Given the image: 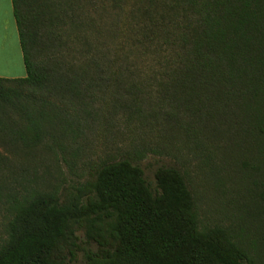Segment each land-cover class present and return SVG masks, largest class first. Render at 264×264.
I'll return each instance as SVG.
<instances>
[{
    "label": "trees",
    "instance_id": "16d2710c",
    "mask_svg": "<svg viewBox=\"0 0 264 264\" xmlns=\"http://www.w3.org/2000/svg\"><path fill=\"white\" fill-rule=\"evenodd\" d=\"M12 1L26 75L0 76V145L63 153L49 115L80 125L104 93L132 114L146 105L201 146L200 133L222 126L264 144V0H147L117 20L126 33L110 39L82 35L98 19L97 0ZM73 47L78 55H56ZM150 152L100 160L65 198L19 191L0 153L8 232L0 264H261L227 229L199 228L182 167L161 165L155 184L147 180L140 163Z\"/></svg>",
    "mask_w": 264,
    "mask_h": 264
},
{
    "label": "rangeland",
    "instance_id": "374dc122",
    "mask_svg": "<svg viewBox=\"0 0 264 264\" xmlns=\"http://www.w3.org/2000/svg\"><path fill=\"white\" fill-rule=\"evenodd\" d=\"M146 2L97 0L98 10L90 7V15L98 19L82 31V35L120 37L126 31L122 23L117 25V20L127 17L134 4ZM98 30V33L93 32ZM74 50L75 47L56 55L69 59L78 55ZM11 73L26 74L16 65ZM112 102L109 95L97 94L92 102L93 115L80 119V125L75 122L72 127L64 119L57 120L53 112L49 115L45 126L59 137L63 153H55L44 144L30 148L20 144L16 147L15 143L9 147L0 145V153L10 157V165L2 168V173L22 193L57 190L65 198L86 179L85 172L90 166L126 150L148 147L156 152L148 153L140 163L147 180L155 184L154 173L161 165L182 167L188 172L197 198L199 228L221 226L227 229L264 264V214L261 211L264 144L255 136L249 139L222 126L200 133L198 138L204 142L201 146L187 131L166 124L146 105L144 114L139 116ZM17 122L26 126L24 120L17 119ZM6 224L5 211L0 207V246L8 240ZM79 234L83 238V234ZM91 248L96 249V245L92 244Z\"/></svg>",
    "mask_w": 264,
    "mask_h": 264
},
{
    "label": "crops",
    "instance_id": "0c3cea01",
    "mask_svg": "<svg viewBox=\"0 0 264 264\" xmlns=\"http://www.w3.org/2000/svg\"><path fill=\"white\" fill-rule=\"evenodd\" d=\"M15 65L26 72L13 1L0 0V76L9 78L25 76L26 74L11 73Z\"/></svg>",
    "mask_w": 264,
    "mask_h": 264
}]
</instances>
